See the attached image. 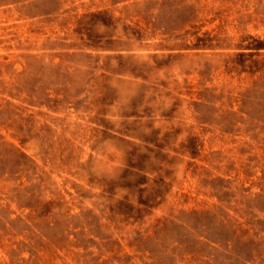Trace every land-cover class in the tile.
<instances>
[{"label":"rangeland","instance_id":"rangeland-1","mask_svg":"<svg viewBox=\"0 0 264 264\" xmlns=\"http://www.w3.org/2000/svg\"><path fill=\"white\" fill-rule=\"evenodd\" d=\"M257 40L264 0H0V264H264Z\"/></svg>","mask_w":264,"mask_h":264},{"label":"trees","instance_id":"trees-1","mask_svg":"<svg viewBox=\"0 0 264 264\" xmlns=\"http://www.w3.org/2000/svg\"><path fill=\"white\" fill-rule=\"evenodd\" d=\"M264 41H262V40H257V43H258V45L255 47L256 49H259V48H262V47H264V43H263Z\"/></svg>","mask_w":264,"mask_h":264}]
</instances>
